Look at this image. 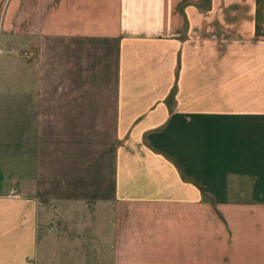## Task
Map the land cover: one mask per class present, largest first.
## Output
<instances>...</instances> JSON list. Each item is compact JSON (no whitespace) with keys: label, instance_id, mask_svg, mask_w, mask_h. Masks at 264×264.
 I'll use <instances>...</instances> for the list:
<instances>
[{"label":"crops","instance_id":"1","mask_svg":"<svg viewBox=\"0 0 264 264\" xmlns=\"http://www.w3.org/2000/svg\"><path fill=\"white\" fill-rule=\"evenodd\" d=\"M1 56L0 264L83 200L113 264H264V0H0Z\"/></svg>","mask_w":264,"mask_h":264},{"label":"rangeland","instance_id":"2","mask_svg":"<svg viewBox=\"0 0 264 264\" xmlns=\"http://www.w3.org/2000/svg\"><path fill=\"white\" fill-rule=\"evenodd\" d=\"M1 65L0 61V162L3 169H0V184L4 182L9 186L8 148L14 140L11 136L14 130L9 124L14 111L13 104L8 102L12 94L6 91L2 82L5 75ZM11 195L17 196L14 191ZM83 201L57 204L50 208L48 217L43 219L41 216L34 264H113V236L110 229L113 217L101 209L104 205L97 207V204H93L95 207L90 206V200Z\"/></svg>","mask_w":264,"mask_h":264}]
</instances>
